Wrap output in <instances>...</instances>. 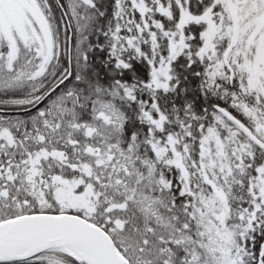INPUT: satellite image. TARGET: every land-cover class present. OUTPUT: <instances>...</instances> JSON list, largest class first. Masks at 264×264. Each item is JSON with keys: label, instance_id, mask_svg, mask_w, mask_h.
I'll return each instance as SVG.
<instances>
[{"label": "snow or ice", "instance_id": "snow-or-ice-1", "mask_svg": "<svg viewBox=\"0 0 264 264\" xmlns=\"http://www.w3.org/2000/svg\"><path fill=\"white\" fill-rule=\"evenodd\" d=\"M0 264H264V0H0Z\"/></svg>", "mask_w": 264, "mask_h": 264}]
</instances>
